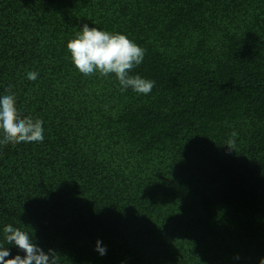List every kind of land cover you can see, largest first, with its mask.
Here are the masks:
<instances>
[{
    "label": "trees",
    "instance_id": "1",
    "mask_svg": "<svg viewBox=\"0 0 264 264\" xmlns=\"http://www.w3.org/2000/svg\"><path fill=\"white\" fill-rule=\"evenodd\" d=\"M84 24L145 49L130 75L149 94L79 72ZM9 85L19 118L44 122L43 142L0 145L9 258L25 255L12 224L58 264H260L264 0H0Z\"/></svg>",
    "mask_w": 264,
    "mask_h": 264
},
{
    "label": "clouds",
    "instance_id": "2",
    "mask_svg": "<svg viewBox=\"0 0 264 264\" xmlns=\"http://www.w3.org/2000/svg\"><path fill=\"white\" fill-rule=\"evenodd\" d=\"M67 49L71 54L72 63L80 73L90 76L98 72L104 77L115 74L121 92L130 88L138 94L147 95L154 87V81L141 78L139 75H130V71L143 62L145 49L124 34L110 33L84 24L82 30L76 32L75 37L69 40ZM37 77L36 71L27 74L31 81H35ZM11 87L9 85L6 89L9 94L0 96V132L3 133L0 145L43 142V120L19 118L16 97L11 94ZM237 135V132L233 131L226 141L229 153L235 151ZM3 233L7 244L17 246L25 255L9 258L11 255L9 250L0 244V264H58V253L52 249L45 253L33 242L28 232L8 224L4 227ZM101 243L97 241L96 250L105 255L106 248L102 247ZM260 264H264V258L260 260Z\"/></svg>",
    "mask_w": 264,
    "mask_h": 264
}]
</instances>
